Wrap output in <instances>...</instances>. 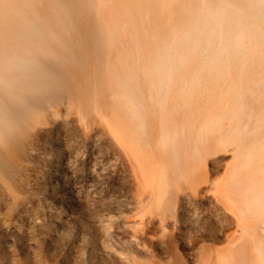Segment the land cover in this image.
I'll return each instance as SVG.
<instances>
[{
	"label": "bare ground",
	"instance_id": "6f19581e",
	"mask_svg": "<svg viewBox=\"0 0 264 264\" xmlns=\"http://www.w3.org/2000/svg\"><path fill=\"white\" fill-rule=\"evenodd\" d=\"M75 119L128 158L139 230L156 219L170 247L214 214L235 228L214 264H264V0H0V264H66L32 241L37 219L59 229Z\"/></svg>",
	"mask_w": 264,
	"mask_h": 264
},
{
	"label": "rangeland",
	"instance_id": "374dc122",
	"mask_svg": "<svg viewBox=\"0 0 264 264\" xmlns=\"http://www.w3.org/2000/svg\"><path fill=\"white\" fill-rule=\"evenodd\" d=\"M63 110H66L65 106ZM72 116L76 117L75 114ZM58 119L57 122L63 120L62 117ZM72 122L71 140L79 142L85 140L84 136L89 137L85 151L83 154L76 149L73 152L75 162L72 166L75 169L68 166L65 170L70 183L66 181L61 185L53 182L57 189L61 188L54 193L55 204L64 208L62 211L58 209L61 217L55 221L59 229L55 231L57 226L39 225L40 220L37 219L35 228L38 235L32 241L34 245L57 246L56 257L64 260L66 255V264H150L154 260L163 264L168 263V257L173 253L176 264H214L212 249L226 245V234L235 229L233 223H230L231 227H221L214 214L197 218L196 215L187 217L186 213L184 222L179 223L181 227L173 230L176 238L171 239L170 247L167 244L169 236L155 234L160 230L156 219L146 223L144 231L139 230L141 217L147 218L150 214H144L143 209L137 206L136 179L128 158L116 147L104 124L95 122L87 132L76 119ZM95 127L102 131L95 134ZM99 155H102L101 163L94 166L93 161ZM230 155V152H224L218 167L213 170H210V165L207 167L211 178L218 179L224 174V163L230 160ZM203 171L197 168L190 183L202 181ZM56 176L59 175L53 178ZM205 184L202 181L199 187ZM202 203L213 207L215 200L210 195ZM198 228L203 234L196 232ZM185 235L198 237L191 243V238H184Z\"/></svg>",
	"mask_w": 264,
	"mask_h": 264
}]
</instances>
